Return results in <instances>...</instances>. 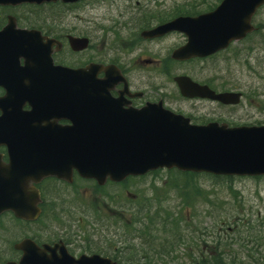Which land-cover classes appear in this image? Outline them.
Masks as SVG:
<instances>
[{"label": "flooded vegetation", "instance_id": "1", "mask_svg": "<svg viewBox=\"0 0 264 264\" xmlns=\"http://www.w3.org/2000/svg\"><path fill=\"white\" fill-rule=\"evenodd\" d=\"M106 1L98 0L101 4ZM124 1L128 4L133 0ZM134 1L135 4L121 8L117 16L89 20L82 31L80 9L85 4L0 6V32L14 18L17 29L38 33L33 35V40L22 41L12 48L0 47V121L11 126L41 125L52 135L78 124L79 106L88 103L89 120L100 123L106 122V118H101L106 115V108L114 106L119 109L115 113L154 108L159 111L162 107L189 119L193 125L222 124L223 104L186 98L175 81L186 76L216 93L221 92L212 81L201 80L220 54L177 60L176 52L188 43V36L170 30L157 38H145L144 34L190 15L166 14L163 5L154 7L163 12L156 14L157 17L151 10L139 13L133 7L139 4L138 0ZM114 2L117 1L111 0L102 6L112 9ZM93 6L99 7V4ZM79 38L88 40L87 48L81 51L72 47L73 39ZM176 38L177 43L164 46ZM39 49L40 56L21 54ZM85 52L86 59L81 58ZM39 58L41 63L33 62ZM28 63L34 69H42L27 70ZM86 67H89L91 85L84 89L79 86L75 72ZM109 75L110 83L103 84ZM213 81L222 82L218 77ZM208 103L216 107L215 111L208 112ZM21 113H33V117L26 121L20 118ZM108 122L113 121L108 118ZM33 137L31 133L0 135V139L15 141L0 144V165L9 167L10 152L22 154L29 147L25 140ZM22 161L25 160L20 157L14 160L15 163ZM161 173L150 171L120 182L107 180L102 185L95 179L81 177L76 171L69 180L46 177L38 182L28 181V188L38 193L40 213L29 216H18L12 210L0 213V264H21L25 258L35 260L36 264H77L81 258L95 255L114 264H165L159 257L164 251L160 250L159 215L154 208L158 201L154 190L163 180ZM129 228H135L131 234ZM132 243H139L136 246L139 261L127 253L133 252ZM148 245L155 254L149 250L144 253L143 248ZM223 256L218 249L204 247L189 264H223ZM260 263L264 264V257Z\"/></svg>", "mask_w": 264, "mask_h": 264}, {"label": "water", "instance_id": "2", "mask_svg": "<svg viewBox=\"0 0 264 264\" xmlns=\"http://www.w3.org/2000/svg\"><path fill=\"white\" fill-rule=\"evenodd\" d=\"M61 1L75 3L82 0H0V5L36 4ZM264 5V0H224L209 14L197 18H180L160 30H178L189 37V43L177 53L179 58L205 57L228 47L251 32L252 18ZM34 32H16L9 26L0 33V47L17 46L33 40ZM87 39H75L76 50L85 49ZM12 54L13 50L10 49ZM36 54L38 51L27 50ZM91 69V68H90ZM79 86L91 85L87 69L75 72ZM107 76L103 84L110 83ZM181 94L187 98H204L225 105L238 104L240 94H216L206 86H199L188 77L175 79ZM106 108L105 123L89 120L88 106H81L80 121L74 127L55 134L42 131L39 125H9L0 121V135L22 134L28 128L33 134L29 147L22 154L10 152L9 167L0 165V213L12 210L18 216L38 214V193L28 188V181L54 176L70 177L76 170L82 177L93 178L99 184L110 178L121 181L162 168H176L185 172L209 173L222 176H264V125L229 128L210 123L190 125L182 116L158 109L143 112H117L118 107ZM98 117V116H97ZM27 121V116H21ZM111 118L113 122H108ZM47 134V135H45ZM15 141L0 139V144ZM25 161L15 163V158ZM21 264H36L24 259ZM77 264H114L108 259L93 256L81 258Z\"/></svg>", "mask_w": 264, "mask_h": 264}, {"label": "rangeland", "instance_id": "3", "mask_svg": "<svg viewBox=\"0 0 264 264\" xmlns=\"http://www.w3.org/2000/svg\"><path fill=\"white\" fill-rule=\"evenodd\" d=\"M97 1L80 9L81 31L88 26L89 20L117 16L121 8L136 2L133 0L127 4L124 0H114L117 2H114L115 5L110 9L109 6L103 7L102 4L111 0L102 4ZM137 2L139 4L133 7L139 13L142 10H151L153 11L151 14L156 17V14L163 12L156 11L154 7L161 5L166 6L163 9L166 14L173 15L204 12L219 4V0H138ZM95 3H98L99 7H94ZM254 22L258 32L245 42L235 44L230 50L220 54L214 61L215 65H211L212 67L208 68L201 77L203 81H212L213 85H218L222 91L242 92V103L239 106L223 105L221 120L232 125L264 124V7L256 15ZM178 41V38L170 40L165 42L164 46L167 47ZM80 57L86 59V52ZM215 77L220 78L222 84L218 82L216 84L213 81ZM207 107L209 113L216 109L209 103ZM163 175H161L162 181H167L165 176L167 173ZM171 180L173 184L176 181V179ZM192 180L194 186L192 187L190 183L188 191L182 195L172 189L173 184L164 185L162 181L154 190V196L158 199L154 208L160 207V214L169 215L175 223L177 221L175 225L178 226V234L184 235L183 246L174 255L176 264L184 263L186 259L191 262L194 251L204 247L213 250V246L224 253L225 262L243 261L244 264H251L246 260L247 253H254L253 257H256L257 251L264 252V178L223 179L217 183L210 177H194ZM162 221L158 220L159 229H170V232L165 239L164 236H158V241L176 243L175 227L172 225L169 227L171 222L160 224ZM132 230L129 228L130 234ZM204 238L208 241L205 240L203 244L200 239ZM180 252L186 254L181 255Z\"/></svg>", "mask_w": 264, "mask_h": 264}, {"label": "trees", "instance_id": "4", "mask_svg": "<svg viewBox=\"0 0 264 264\" xmlns=\"http://www.w3.org/2000/svg\"><path fill=\"white\" fill-rule=\"evenodd\" d=\"M173 180L176 179V181H174V184H173V181L170 179L169 181V184H173L172 186V189H174L176 192H178V194L182 195L183 193L186 192L187 190V187H186V182L187 180H181V179H177V178H172ZM215 182H220L222 181L223 179H230V178H212ZM192 180V179H191ZM193 181V180H192ZM192 183V182H191ZM194 186V184L192 183V187ZM159 212V213H158ZM156 213H158L159 215V220H163L162 222H160V224L164 223V222H171L172 224H169V227H175V238H176V243H169V241H167L168 243L164 244L163 242H159L161 243L160 246L161 248H163V250L160 248L161 252L164 251V253H160V260H165V264H174L176 261V258H175V254H177L179 251V248H181V246H183V241H184V235L180 236L178 234V226L175 225L177 224V221L176 223L172 221V219H170V216L168 215H163V214H160V207L159 209L156 210ZM135 229V228H133ZM173 229H171L172 231ZM133 232V231H132ZM170 232V229L168 230H165V229H159L158 230V235L159 236H164V239L168 236L167 233ZM128 233L130 234V231L128 229ZM166 242V240H165ZM129 245L131 244L130 242L128 243ZM133 245H135V243H132ZM128 245V246H129ZM141 245V244H140ZM136 246L138 247L139 246V243L136 244L134 247H133V252H127L128 254L132 255L133 258L137 261H139V258H140V252L136 249ZM142 247V246H141ZM178 248V249H177ZM147 250H149L151 253L153 252V254H155V251L152 250L150 248V246H145L143 248V251L145 254H147ZM264 251V250H263ZM258 253H256L257 255L256 256V260H258V256L260 257H264V252H261L260 251H257ZM181 255H183L184 253L180 252ZM179 260V259H178ZM177 260V262H178ZM187 262H190L188 260H186L184 263H187ZM225 262V261H224ZM152 264V263H150ZM225 264V263H224Z\"/></svg>", "mask_w": 264, "mask_h": 264}]
</instances>
